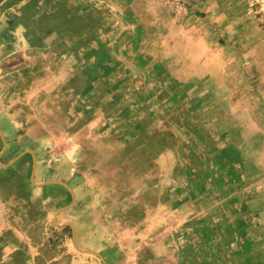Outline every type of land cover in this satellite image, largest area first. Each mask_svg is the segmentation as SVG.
I'll use <instances>...</instances> for the list:
<instances>
[{
	"label": "crops",
	"instance_id": "1",
	"mask_svg": "<svg viewBox=\"0 0 264 264\" xmlns=\"http://www.w3.org/2000/svg\"><path fill=\"white\" fill-rule=\"evenodd\" d=\"M18 1L0 0V264H264V54L233 41L228 0L215 26L171 0ZM26 1L72 50L18 91Z\"/></svg>",
	"mask_w": 264,
	"mask_h": 264
},
{
	"label": "rangeland",
	"instance_id": "2",
	"mask_svg": "<svg viewBox=\"0 0 264 264\" xmlns=\"http://www.w3.org/2000/svg\"><path fill=\"white\" fill-rule=\"evenodd\" d=\"M18 2V0H12L10 3H16L14 5L17 6ZM170 2L172 3L173 10L179 14V17L180 14L187 16L188 14L192 15L197 10H200L201 13L206 11L205 13H207V16H210V22L214 26L218 24L216 16L212 15L216 9L213 8V5H211V2L208 0H202L201 2L194 0H171ZM228 2L232 5L240 4L238 5L240 12L243 11L242 7H245L246 15L244 17L234 18L236 21L233 22V24H230L233 28L232 38L234 42L236 39L237 41H242V39L245 38V47L243 48L246 49L250 45L251 50H249L252 51L249 53L250 59L255 61L254 59H256V55L264 54V0H228ZM22 3H25V1ZM10 5L12 11H16L15 6L12 4ZM31 6L32 4H30L29 1H26L25 8L21 9L19 14H15L11 19L9 18L11 29L15 32L11 31L10 33L13 39L11 40L10 47H8V49L10 48L9 51L6 52L7 54L5 53V58L11 59L10 69L12 76L7 81L12 90L19 91L32 87L31 85L36 84V81L39 80L40 77H44L45 79L49 78L46 76L56 72L55 65L53 68L51 66V61L59 60L56 59L57 57L60 59L63 58V60L66 59V55H69V51L72 50H68V47L59 48L57 44L63 39L56 34L53 36V38L56 39L53 40H44L42 34L40 36L41 39H43V42L38 43L33 40L34 35H31V33L37 23L35 22V14ZM22 15L26 16V18ZM199 16H201V14ZM19 19L21 22H23V19L26 20L25 24H27V26L22 23L21 27L17 29ZM176 21L178 22V20ZM2 23L6 22L3 21ZM25 27H27L26 29H29L26 32L23 30ZM248 36H250V39L247 40ZM67 59H69V56H67ZM1 65L2 64L0 63V69ZM252 69L264 76V63L261 65L254 64ZM16 74L17 76H15ZM256 81L258 82L259 80L251 77L250 82L252 86L256 87Z\"/></svg>",
	"mask_w": 264,
	"mask_h": 264
},
{
	"label": "bare ground",
	"instance_id": "3",
	"mask_svg": "<svg viewBox=\"0 0 264 264\" xmlns=\"http://www.w3.org/2000/svg\"><path fill=\"white\" fill-rule=\"evenodd\" d=\"M110 2H112L113 3V1H110ZM114 4V3H113ZM31 35H34L33 37H37V36H39L40 35V33H38V31H33L32 33H31ZM56 59H59V60H57L58 62H59V69H65L64 67H66V63L67 62H65L64 63V60H63V58H56ZM62 62V63H61ZM79 76V75H78ZM77 76V83L79 84V85H81L82 87H81V89L85 86L87 89H89V88H95V81H96V78H97V73L93 70L92 71V73H91V77L89 78V79H81V78H79ZM80 81V82H79ZM96 83H97V81H96ZM64 84H66V82H65V80H60V78H59V80L56 82V85L58 86V85H61V86H64ZM70 86V84L68 83V84H66V87H69ZM92 86V87H91ZM92 88V89H93Z\"/></svg>",
	"mask_w": 264,
	"mask_h": 264
},
{
	"label": "trees",
	"instance_id": "4",
	"mask_svg": "<svg viewBox=\"0 0 264 264\" xmlns=\"http://www.w3.org/2000/svg\"><path fill=\"white\" fill-rule=\"evenodd\" d=\"M194 1L201 2L202 0H194ZM226 2L228 3L227 9H226V11H227L226 13H228L230 17H232V18H237L238 17L239 18V17H244L246 15V13H245V7H242L241 6L243 8V11L240 12V8L238 6L240 4H236V5L233 4L232 5L228 1H226ZM203 12L201 13L200 10H197L196 11V13H198L199 15L201 14V16L203 18H206L207 17V13H205L206 11L204 13Z\"/></svg>",
	"mask_w": 264,
	"mask_h": 264
}]
</instances>
